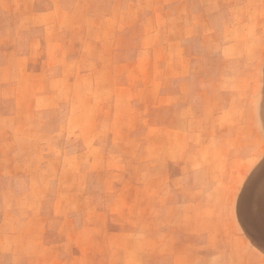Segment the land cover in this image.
<instances>
[{"label":"rangeland","instance_id":"rangeland-1","mask_svg":"<svg viewBox=\"0 0 264 264\" xmlns=\"http://www.w3.org/2000/svg\"><path fill=\"white\" fill-rule=\"evenodd\" d=\"M134 21L126 58L153 57L144 50L155 42L158 57H173L169 20ZM193 23L210 33L180 50L190 83L125 94V115L111 99L68 88L47 111L35 109L45 114L32 128L0 122V174L20 176V189L36 187L25 196L0 187L1 249L47 252L49 264H264V0ZM154 30L157 39L142 40ZM152 69L125 68V76ZM174 69L155 73L167 78ZM16 103L10 97L3 107Z\"/></svg>","mask_w":264,"mask_h":264},{"label":"crops","instance_id":"crops-1","mask_svg":"<svg viewBox=\"0 0 264 264\" xmlns=\"http://www.w3.org/2000/svg\"><path fill=\"white\" fill-rule=\"evenodd\" d=\"M236 1L0 0V15L10 17L8 22L0 17V122L4 123L3 119L9 120L13 127L6 124L10 129L15 127L17 131L21 123L30 124L34 117L45 114L52 107L48 100L65 98L68 88L78 91V98L111 99L116 110L125 115V94L138 97L134 95L145 93L143 96H148L157 83L164 81L183 80L190 83L191 75L185 70L187 60L183 59L180 50L183 46L187 48L196 35L200 34L205 38L210 33L202 34L193 20L200 19L205 25L207 20L221 17L227 9L234 16L236 6L249 7L250 0L239 3ZM126 17H132L133 21L125 25ZM134 19L154 20L157 24L160 19L169 20V31L173 38L166 40V48L174 52L173 57H158L155 52L160 48L155 42V46L144 50L153 57L142 59L138 54L135 58H126L125 35L137 25ZM216 31L218 34L223 32L221 29ZM145 34L147 37L142 40L148 36L157 39L161 31L154 30ZM232 47L229 43L225 48ZM167 67L175 68V73L166 74L167 78L155 73L156 68ZM125 68L153 69L152 74L143 75L138 73L139 69L138 74L125 76ZM182 87L165 91L161 98L180 95ZM98 92H102V95L97 94ZM10 97L17 100V105L9 110L3 107V100ZM119 99L122 107H117ZM40 100H46L48 106H40ZM135 106L139 108V102ZM37 107L45 111L35 112ZM30 127L32 128L31 124ZM51 160L45 159L48 162ZM18 177L9 172L1 173V193L17 196L36 193L33 184L20 189L18 183L21 179ZM41 192L45 194L46 191ZM28 208L27 205L25 211ZM217 211L216 209L218 216ZM27 218L28 214H25L24 221L20 220L21 226L27 227ZM21 233L16 241L24 246L27 237L24 241V233ZM16 248L5 250L0 246V264H49L47 252L40 254L34 250L30 252ZM40 255L43 257L42 261L38 260ZM58 257L67 258L62 253Z\"/></svg>","mask_w":264,"mask_h":264}]
</instances>
